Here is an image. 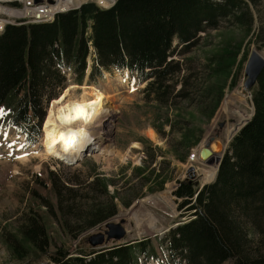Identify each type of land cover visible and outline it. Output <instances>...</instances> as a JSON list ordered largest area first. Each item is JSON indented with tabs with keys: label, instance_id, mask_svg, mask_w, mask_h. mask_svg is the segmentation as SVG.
I'll list each match as a JSON object with an SVG mask.
<instances>
[{
	"label": "trees",
	"instance_id": "16d2710c",
	"mask_svg": "<svg viewBox=\"0 0 264 264\" xmlns=\"http://www.w3.org/2000/svg\"><path fill=\"white\" fill-rule=\"evenodd\" d=\"M249 3L254 10L255 4ZM250 8L244 0H115L106 10L86 3L57 15L51 23L7 26L0 34V109L5 123L33 144L38 129L35 121L41 122L48 102L65 87L67 75L78 85L83 82L90 47L94 57L89 80L102 79L103 71L114 69L128 70L138 83L151 81L147 90L153 92L160 119V108L168 107L173 93L168 82L181 71L178 61L170 58L188 52L201 33L218 29L222 22L241 28L244 37L248 36L254 22ZM260 36L264 38L262 28L254 37ZM228 43L205 72L207 86L197 105L206 119L214 115L222 100L228 70L240 49L241 43ZM177 47L183 50L176 54ZM188 88L186 85L178 97L188 100L184 95ZM251 100L253 115L230 140L215 180L199 191L188 182L177 183L173 195L180 200V216L191 220L169 229L159 240L168 253V264H264V68L251 90ZM167 123L162 119L159 126L152 127L161 133V126ZM189 130L183 129L172 145L174 152L182 153L178 156L182 162L197 143ZM147 156L150 166L154 160ZM146 169L145 165L133 169V177H141V187L153 178L156 187H147V191H161L167 181L163 171ZM49 182L56 198L54 205L47 204L49 214L69 239L78 243L73 252L62 246L51 252V238L42 217L29 210L16 232L4 237L12 259L29 264L27 259L36 254L51 264L157 260L149 239L93 250L82 237L118 214L115 200H121L127 209L140 197H120L133 189L128 187L129 181L118 186L113 179L96 174L90 180L77 176L68 181L50 171Z\"/></svg>",
	"mask_w": 264,
	"mask_h": 264
},
{
	"label": "rangeland",
	"instance_id": "374dc122",
	"mask_svg": "<svg viewBox=\"0 0 264 264\" xmlns=\"http://www.w3.org/2000/svg\"><path fill=\"white\" fill-rule=\"evenodd\" d=\"M244 1L251 7L254 15L251 34L244 37L245 32L241 28L222 22L218 29L201 34L196 44L188 52L174 55L171 58L178 61L181 71L168 82L174 87L173 93L168 100V107L160 108V119L157 118L156 108L158 105L153 92L147 90V85L151 81L140 85L134 77L126 72L114 69H110L108 72L103 71V74L107 73L110 78L117 74L120 75L128 86L127 90L132 93L129 95L120 94V97L113 101L112 106H115L112 107L105 127H100V134L94 136L96 141L98 140L97 144L94 143V146H91L86 152L87 155L75 165L60 162L53 157L47 159L39 157L38 154L42 151L39 146L41 127L39 128L40 132L37 130L36 133L35 129V144L28 145L22 135L7 128L2 118L3 115H1L2 111H0V264H26L12 259L3 241L4 237L16 232L23 215L29 210L37 212L42 217L51 238V252L55 246H62L68 251H74L78 242L70 240L49 214L47 204L54 205L56 203L49 182L50 171L62 175L68 181H72L77 176L82 180H90L95 174L106 180L113 179L118 186L129 181L128 187H133V189L120 197L127 199L128 196L131 197V194H140V197L134 199L132 205L127 209L122 207L121 200H115L118 214L107 222L117 223L124 220L127 234L122 243L150 240L159 262L148 260L141 264H168V253L164 245L159 246V240H162L168 230L175 226V221L182 222L189 219L180 216L182 213L178 209L180 200L173 195L177 183L191 181L190 184L196 185L195 187L199 190L202 185L211 183L214 179L212 178L214 167L213 165L211 167V162L206 159V162L203 160V163L190 162L188 161L189 156L198 154L197 152L207 147L208 144L214 150L210 141L214 138L220 142L221 147L216 149L217 151H213V154L217 155L219 159L222 158L231 138L252 116L251 94L244 88V71L252 52L256 51L264 59V38H262L263 36L257 39L254 37L258 28L264 30V0H252L255 4L254 10L249 0ZM88 2L100 3L99 0H78L80 4ZM107 3L111 4L110 1ZM227 42L231 46L241 43L240 49L235 62L228 70L227 77L229 76V79L226 81L222 100L214 115L210 119H206L205 114L202 110L200 111V107L197 105L207 86L205 72L210 61L213 62L219 57V52ZM175 47L176 42L173 43V48ZM182 50V47H177L176 54ZM91 51L89 49V56L86 59L87 71H91L93 65ZM87 71L83 84L105 82V75L102 79L96 78L95 81H90L89 75L86 76ZM187 76L190 78L186 81ZM235 80V85L232 86V82ZM75 84V78L71 76L68 78L66 88L77 86ZM186 85L190 86L184 92L185 96H189L188 100L178 97V93ZM79 93L80 91L75 89L74 97H77ZM202 103L203 106H205L204 104L208 105V101ZM209 103L212 104L211 99ZM162 119H167L168 123L161 126V133L154 131L152 126H159ZM38 123L35 121L36 126ZM220 123H224L222 128L219 127ZM171 125L173 126L172 130L170 129ZM185 128L191 129L189 133H191L193 141H197V143L189 150L188 156L184 157L185 160L182 162V157H178L182 153L174 152L172 145L178 142L180 132L182 133ZM146 129L154 131L158 137V143H153L144 136ZM216 134L217 138H215ZM195 135H197L196 139L200 136L198 140L194 138ZM104 147H110L112 151H115V154L113 151V155H102L101 157L97 155L99 150ZM90 152L92 153L89 154ZM147 155L153 157L154 160L150 166H147L146 163L149 160ZM74 160L67 161L73 162ZM199 160L198 158L197 161ZM144 165L147 168L146 171L153 168L157 172L158 170L163 171L162 175L167 181L161 191L152 193L147 191L156 187V180H153L152 177L144 187L140 186L141 177H133V169ZM147 187L149 188L146 189ZM113 190V187H108L110 193H113ZM92 230L93 232L88 233L89 235L82 236L85 237L86 243L91 235L102 232L104 227ZM27 261L29 264H51L47 258L36 256V254L30 256ZM224 264L231 263L227 261Z\"/></svg>",
	"mask_w": 264,
	"mask_h": 264
},
{
	"label": "bare ground",
	"instance_id": "6f19581e",
	"mask_svg": "<svg viewBox=\"0 0 264 264\" xmlns=\"http://www.w3.org/2000/svg\"><path fill=\"white\" fill-rule=\"evenodd\" d=\"M61 11V9H53L48 16L33 18H23V16H18V14L0 11V23H2L0 24V32L6 25H16L19 24V21H25V23L50 21ZM92 84L68 86L69 88L63 90L57 97L58 99H55L57 101H51L52 104L48 107L41 126L39 146L42 151L39 152V157L43 159L53 157L66 164L69 163L67 160L80 158L91 146H94V143L97 144L98 140L96 141L94 136L98 133L100 134V127H105L112 107L115 106H112L113 101L117 100L120 94L129 95L132 93V91L127 90V84L118 74L110 78L105 73L104 83ZM75 89L80 91L77 97L73 95ZM77 105L80 106L79 109H77ZM144 136L151 142L158 143V137L152 129H146ZM212 144L214 150L210 148L211 156L207 157L206 161L211 162V167L212 165L214 167L212 171L214 173L212 178H214L219 157L212 153L217 151L216 149H219V147L216 148L215 144ZM134 147H137V145H134ZM113 151L110 147H104L99 150L97 155L100 157L102 155H113Z\"/></svg>",
	"mask_w": 264,
	"mask_h": 264
},
{
	"label": "water",
	"instance_id": "95a60500",
	"mask_svg": "<svg viewBox=\"0 0 264 264\" xmlns=\"http://www.w3.org/2000/svg\"><path fill=\"white\" fill-rule=\"evenodd\" d=\"M40 0H35V2H39ZM264 68V59L256 52H252L250 54V57L247 61L244 75H245V83L244 88L246 90H251L254 88L257 82V78L260 75L262 69ZM224 123H220L219 127L222 128ZM218 135H215V138H217ZM211 143H214L216 148H220L221 144L214 138L210 139ZM209 144L207 147L200 149L199 151V158L201 160H205L207 157L211 156V151L208 149ZM87 153H84L81 155L80 158L75 159L73 162H69V165H75L77 162L82 158L85 157ZM124 223V220H120L119 223H112L109 222L105 225V231L103 233H98L95 235H92L88 238V244L93 249L101 248L107 243H119L120 241L124 240L126 236V230L122 226Z\"/></svg>",
	"mask_w": 264,
	"mask_h": 264
},
{
	"label": "built area",
	"instance_id": "2783aa9c",
	"mask_svg": "<svg viewBox=\"0 0 264 264\" xmlns=\"http://www.w3.org/2000/svg\"><path fill=\"white\" fill-rule=\"evenodd\" d=\"M13 2L18 3V5H11ZM53 9L61 8L58 5H49L47 3L35 5L33 0H0V11L18 14V16H23V18L48 16Z\"/></svg>",
	"mask_w": 264,
	"mask_h": 264
},
{
	"label": "snow or ice",
	"instance_id": "6c2138e0",
	"mask_svg": "<svg viewBox=\"0 0 264 264\" xmlns=\"http://www.w3.org/2000/svg\"><path fill=\"white\" fill-rule=\"evenodd\" d=\"M76 107H77V109H79V108H80V106H79V105H77ZM0 111H2V110H0Z\"/></svg>",
	"mask_w": 264,
	"mask_h": 264
}]
</instances>
